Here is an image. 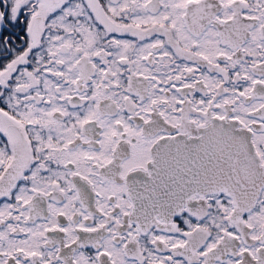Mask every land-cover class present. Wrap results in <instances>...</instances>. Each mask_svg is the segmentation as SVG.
<instances>
[{"label": "snow or ice", "instance_id": "snow-or-ice-1", "mask_svg": "<svg viewBox=\"0 0 264 264\" xmlns=\"http://www.w3.org/2000/svg\"><path fill=\"white\" fill-rule=\"evenodd\" d=\"M0 264H264V0H0Z\"/></svg>", "mask_w": 264, "mask_h": 264}]
</instances>
